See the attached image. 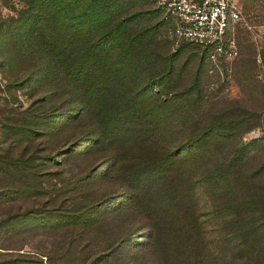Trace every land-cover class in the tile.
I'll list each match as a JSON object with an SVG mask.
<instances>
[{"label":"rangeland","instance_id":"rangeland-1","mask_svg":"<svg viewBox=\"0 0 264 264\" xmlns=\"http://www.w3.org/2000/svg\"><path fill=\"white\" fill-rule=\"evenodd\" d=\"M115 2L126 5L128 14L151 13L155 7V0ZM29 8L26 0H0V264H146L136 253L145 229H135L142 222H133L128 208L95 220L88 209H80L90 196L108 191L117 194L110 197L114 206L123 189L101 175H85L98 156L82 153L88 150L89 130L64 116L68 96L37 69V59L26 56L32 44L24 35ZM149 17L138 28L156 23L155 16ZM246 20L237 31L238 56L217 65L193 45L173 49L163 29L155 33L172 61L178 97L169 102L180 109L166 112L163 137L180 140L187 137V126L196 127L191 167L196 216L204 223L197 254L198 259L206 255L207 264H264V28L254 18ZM52 25H59L63 39V23ZM196 75L201 90L186 95L196 86ZM206 126L211 128L203 133ZM202 140L208 142L205 153ZM204 168L210 173L208 190L200 176ZM28 169L32 193L40 188V195L17 192V175ZM235 172L242 178L238 189ZM59 202L65 214L52 210ZM120 236L126 243L108 248Z\"/></svg>","mask_w":264,"mask_h":264},{"label":"trees","instance_id":"trees-1","mask_svg":"<svg viewBox=\"0 0 264 264\" xmlns=\"http://www.w3.org/2000/svg\"><path fill=\"white\" fill-rule=\"evenodd\" d=\"M115 1L26 0L30 8L24 12V23L30 25L24 35L32 43L26 56L37 59V69L42 70L57 92L68 96L70 107L63 112L64 116L89 130L84 145L88 150L83 149L82 153L93 151L98 160L85 175H101L123 189L114 206L110 197L117 194L108 191L90 196L89 204L81 203L80 209H88L95 220L128 208L133 222H142L135 229H145L141 249H136V253H142L146 264H207L206 255L198 259L197 254L203 239L199 238L200 226L202 223L204 228V223H198L196 216L191 167L197 150L193 137L196 127L187 126L188 135L180 140L163 137L169 124L166 112L174 115L180 110L169 102L178 97L172 61L155 39L156 29L165 32L166 23L156 6L151 13L128 14L126 5L118 6ZM149 15L156 17V23L138 28ZM59 22L65 29L63 39L59 25H52ZM184 44L195 46L205 60L201 48L193 43L184 42L177 50ZM195 77L196 86L187 90L186 95L193 91L199 94L200 78ZM167 93L171 94L168 99ZM209 128L203 127L202 132ZM73 136L74 133L69 138ZM199 147L205 153L208 142L200 141ZM30 173L28 169V173L17 175L21 182L17 192L33 197L42 190L37 188L32 193ZM200 176L208 190L209 171L204 168ZM241 181L240 174L235 172L233 185L237 189ZM61 207L64 206L59 202L52 210ZM126 241L120 236L108 248L119 247Z\"/></svg>","mask_w":264,"mask_h":264},{"label":"built area","instance_id":"built-area-1","mask_svg":"<svg viewBox=\"0 0 264 264\" xmlns=\"http://www.w3.org/2000/svg\"><path fill=\"white\" fill-rule=\"evenodd\" d=\"M155 6L173 49L193 43L215 65L238 56L237 31L243 17L235 0H155Z\"/></svg>","mask_w":264,"mask_h":264},{"label":"crops","instance_id":"crops-1","mask_svg":"<svg viewBox=\"0 0 264 264\" xmlns=\"http://www.w3.org/2000/svg\"><path fill=\"white\" fill-rule=\"evenodd\" d=\"M243 17V23L246 19L254 18L261 28H264V0H235ZM238 36V35H237ZM239 44V42H238Z\"/></svg>","mask_w":264,"mask_h":264}]
</instances>
